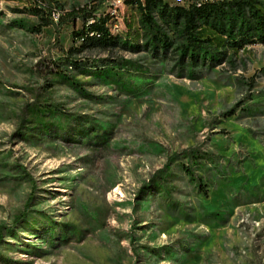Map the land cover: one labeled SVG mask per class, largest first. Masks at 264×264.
Masks as SVG:
<instances>
[{"label": "rangeland", "instance_id": "374dc122", "mask_svg": "<svg viewBox=\"0 0 264 264\" xmlns=\"http://www.w3.org/2000/svg\"><path fill=\"white\" fill-rule=\"evenodd\" d=\"M49 1L99 4L116 44L66 63L80 18L0 0V264H264V43L186 51L162 5Z\"/></svg>", "mask_w": 264, "mask_h": 264}, {"label": "trees", "instance_id": "16d2710c", "mask_svg": "<svg viewBox=\"0 0 264 264\" xmlns=\"http://www.w3.org/2000/svg\"><path fill=\"white\" fill-rule=\"evenodd\" d=\"M44 7H33L38 14L45 8L49 9V17H47L45 26H56L62 28L65 24L75 23L76 19L82 21V28L73 31L74 45L65 51L60 46V51L64 52L68 58L66 63L75 64V60L69 59L72 52H82L85 49L93 47H112L116 44V39L110 34L106 25L105 17L97 18L95 11L100 5L96 4L90 10H75L66 15L57 14L53 19V10L49 0H37ZM134 4L136 13L141 18V22L146 26H153L154 21L151 12L154 7L161 6V15L171 17L173 21L182 25L183 34L187 40L186 51L191 47L196 49L202 43H207L209 47L220 49L225 45L236 54L240 47L244 44L254 42L264 43V2L257 0H230V1H205L199 4L189 3L187 6L167 7L162 0H130ZM44 8V9H43ZM160 8V7H159ZM110 18L111 15L107 14ZM91 21V22H90ZM128 34H132V23L128 22ZM134 38H139V30L134 31ZM92 34V35H91ZM238 37V39H237ZM59 43V33L56 34ZM131 38V37H128ZM158 43H162L165 47L168 45L166 38L157 39ZM79 43L76 47L75 44ZM191 48V49H192ZM197 55H191L196 58ZM67 65V64H66ZM77 66V65H75ZM227 114H233V111Z\"/></svg>", "mask_w": 264, "mask_h": 264}, {"label": "bare ground", "instance_id": "6f19581e", "mask_svg": "<svg viewBox=\"0 0 264 264\" xmlns=\"http://www.w3.org/2000/svg\"><path fill=\"white\" fill-rule=\"evenodd\" d=\"M92 35V34H91Z\"/></svg>", "mask_w": 264, "mask_h": 264}]
</instances>
